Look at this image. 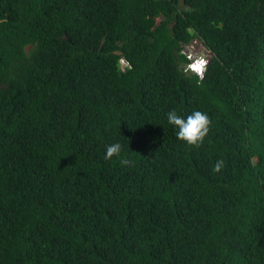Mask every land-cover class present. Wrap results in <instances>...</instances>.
Returning a JSON list of instances; mask_svg holds the SVG:
<instances>
[{
    "label": "trees",
    "instance_id": "1",
    "mask_svg": "<svg viewBox=\"0 0 264 264\" xmlns=\"http://www.w3.org/2000/svg\"><path fill=\"white\" fill-rule=\"evenodd\" d=\"M0 264H264V0H0Z\"/></svg>",
    "mask_w": 264,
    "mask_h": 264
},
{
    "label": "clouds",
    "instance_id": "2",
    "mask_svg": "<svg viewBox=\"0 0 264 264\" xmlns=\"http://www.w3.org/2000/svg\"><path fill=\"white\" fill-rule=\"evenodd\" d=\"M188 59L189 62L186 65V69L190 73H194L198 77L203 78L209 59L207 60V58L204 57L197 58L195 60L188 57ZM166 121L168 125L175 129L177 140L185 145L188 150L201 149L206 138L209 136L212 127V120L210 116L200 110H194L186 117L178 115L176 110H170L166 114ZM122 152L123 146L121 143L115 142L109 144L105 149L104 160L112 161L114 163L118 162L121 167L134 166L135 161L132 158L123 155ZM114 158L116 159L114 160ZM224 167L225 161L223 159H219L215 162L213 171L215 173H220Z\"/></svg>",
    "mask_w": 264,
    "mask_h": 264
},
{
    "label": "rangeland",
    "instance_id": "3",
    "mask_svg": "<svg viewBox=\"0 0 264 264\" xmlns=\"http://www.w3.org/2000/svg\"><path fill=\"white\" fill-rule=\"evenodd\" d=\"M185 52L188 54V57H191L193 60L202 57L207 58V60L209 59L207 50L197 41H194L189 46H186Z\"/></svg>",
    "mask_w": 264,
    "mask_h": 264
}]
</instances>
